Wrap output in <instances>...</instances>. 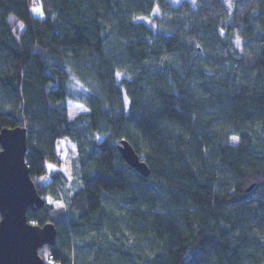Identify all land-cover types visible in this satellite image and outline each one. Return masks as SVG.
<instances>
[{"label":"trees","instance_id":"obj_1","mask_svg":"<svg viewBox=\"0 0 264 264\" xmlns=\"http://www.w3.org/2000/svg\"><path fill=\"white\" fill-rule=\"evenodd\" d=\"M18 126L46 264H264V0H0V133Z\"/></svg>","mask_w":264,"mask_h":264},{"label":"water","instance_id":"obj_2","mask_svg":"<svg viewBox=\"0 0 264 264\" xmlns=\"http://www.w3.org/2000/svg\"><path fill=\"white\" fill-rule=\"evenodd\" d=\"M0 145V264H46L39 249L54 244L56 229L52 224L40 228L27 218L29 208L46 204L26 162L27 128L3 129ZM118 149L132 169L149 177V166L128 141H121Z\"/></svg>","mask_w":264,"mask_h":264},{"label":"rangeland","instance_id":"obj_3","mask_svg":"<svg viewBox=\"0 0 264 264\" xmlns=\"http://www.w3.org/2000/svg\"><path fill=\"white\" fill-rule=\"evenodd\" d=\"M174 6H178L180 5V3L183 1V0H169ZM190 2L192 4H195L196 0H190ZM32 12L34 15L36 16H43V13H42V10L40 7L38 6H32L31 8ZM158 14V11L155 10L153 12V14L151 15V17L149 18H145V17H140L138 18L136 21L137 22H143L149 26H151V22H152V19ZM17 28H19V25H17ZM235 45L236 47L240 50L242 45H241V41L239 39H236L235 40ZM124 78L123 75H119L118 76V82H121L122 79ZM128 105V103H126V106ZM87 112V109L84 105L82 104H79V103H76V102H73L71 100L68 101V116H69V119H73L75 117H77L78 115L82 114V113H85ZM99 141L102 140V138H99L98 139ZM239 142V139L238 137L236 136H232L230 138V143L232 145H237ZM60 148L63 149V160H64V163H65V168L64 170H68V167H69V161L67 160L68 158L72 157V156H75L76 155V149H75V146L74 144L68 142V141H65L63 142L61 145H60ZM48 202L51 201L50 199L47 200Z\"/></svg>","mask_w":264,"mask_h":264},{"label":"built area","instance_id":"obj_4","mask_svg":"<svg viewBox=\"0 0 264 264\" xmlns=\"http://www.w3.org/2000/svg\"><path fill=\"white\" fill-rule=\"evenodd\" d=\"M59 161H60V168H65V163H64V160H63V155H59Z\"/></svg>","mask_w":264,"mask_h":264}]
</instances>
